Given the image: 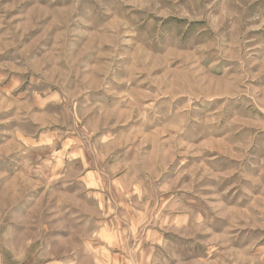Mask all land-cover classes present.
Instances as JSON below:
<instances>
[{
	"label": "rangeland",
	"instance_id": "1",
	"mask_svg": "<svg viewBox=\"0 0 264 264\" xmlns=\"http://www.w3.org/2000/svg\"><path fill=\"white\" fill-rule=\"evenodd\" d=\"M109 252L264 264V0H0V263Z\"/></svg>",
	"mask_w": 264,
	"mask_h": 264
},
{
	"label": "crops",
	"instance_id": "2",
	"mask_svg": "<svg viewBox=\"0 0 264 264\" xmlns=\"http://www.w3.org/2000/svg\"><path fill=\"white\" fill-rule=\"evenodd\" d=\"M98 201V200H97ZM96 201V202H97ZM102 202V200H99V202ZM105 207H107V212H110V206L109 204L105 205ZM112 208V207H111ZM113 211V210H112ZM104 212V210L102 211ZM106 221L103 223V222H100L99 225L101 226V228H98L100 232H103V233H120L121 232V224H117V221H120L121 220V217L120 215L117 214V212H115V215H111L110 217H108V215H106ZM98 225V223H96ZM95 224V225H96ZM114 224V226H113ZM97 227V226H96ZM102 229V230H101ZM100 247L102 248V246L100 245ZM114 247H118V248H122V244L121 243H112V242H109V243H105L103 245V249L107 250V251H110L112 249H118V248H114ZM88 257L89 259L92 261V262H96L98 263L100 261V257H98L92 249H88ZM117 253H112V252H109V253H103V257H102V260H103V263L104 264H111L112 263V260H118L119 257L116 255ZM96 260V261H94ZM3 263V262H2ZM1 264V263H0Z\"/></svg>",
	"mask_w": 264,
	"mask_h": 264
}]
</instances>
